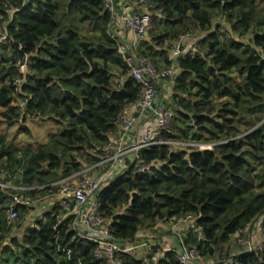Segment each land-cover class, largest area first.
<instances>
[{"label": "trees", "instance_id": "16d2710c", "mask_svg": "<svg viewBox=\"0 0 264 264\" xmlns=\"http://www.w3.org/2000/svg\"><path fill=\"white\" fill-rule=\"evenodd\" d=\"M153 1L164 15L155 18L151 41H141L138 54L155 58L163 47L169 66L166 46L189 35L200 37L195 51L178 60V81L166 101L175 118L162 139L213 146L164 144L142 150L139 158L148 169L140 172L133 165L104 187L101 210L120 242H137L146 223L152 230L159 222L193 216V230L183 241L201 255L193 264H208L205 258L224 252L232 237L264 214V12L257 0ZM103 2L0 0L14 39L25 45L22 52L16 46L0 48V161H8L13 171L23 168L19 186L44 187L99 163L109 136L118 131L120 113L139 98L133 79L119 90L113 86L115 75L126 69ZM6 10L19 11L10 16ZM219 20L225 27L215 28ZM222 28L232 35L222 34ZM24 53L31 64L18 91L16 65ZM25 97L29 100L21 109ZM28 118L60 128L41 149L22 156L2 126L13 128ZM254 163L263 166L260 191ZM54 191L47 187L29 195ZM2 200L10 202L0 194ZM60 215L56 205L22 239H11L0 212V264H105L95 257L93 243L71 229L73 218L60 222ZM151 259L127 256L124 262L181 264L172 252ZM236 262L264 264V252L240 255Z\"/></svg>", "mask_w": 264, "mask_h": 264}, {"label": "built area", "instance_id": "2783aa9c", "mask_svg": "<svg viewBox=\"0 0 264 264\" xmlns=\"http://www.w3.org/2000/svg\"><path fill=\"white\" fill-rule=\"evenodd\" d=\"M30 0H24V5ZM145 12H131L126 10L120 0H104L103 7L111 15L112 27L117 22L122 23L127 31L135 36L137 43H140L148 33L154 28L155 18L163 17L162 9H154L153 0H130ZM19 10H6L5 15H14ZM16 46L20 52L24 51L25 45L14 39L9 23L4 20V14L0 13V48ZM118 47L122 54V60L126 69L125 74H116L113 80L115 89H121L127 79H133L140 90L139 98L127 104L118 117V131L109 136V144L104 149L102 160L94 166L85 167L81 172L63 178L44 187L15 186L9 185L5 179V164L0 161V191L6 192L11 204L6 209V221L8 226L14 225L21 216L22 210H29L33 207L34 201L29 193L52 187L55 189L52 197L61 207V215L58 217L63 222L72 217L71 229L82 239H87L94 245L95 257L105 264H125L127 256H134L138 249H143L148 257L155 261L165 256L167 252H172L181 264H193L201 261V255L196 248H190L183 239L176 244H159L150 241L147 237H139L137 242H120L115 239L114 231L110 228L101 210L99 193L104 187L120 176H124L127 171L136 166L140 172H145L148 166L140 158V152L146 148L156 145H172L175 147L191 148L206 147L213 144H198L195 142H166L162 139L164 131L168 130L175 118V113L162 104L158 95V86L163 81H168L173 89L178 81L179 68L178 60L187 57L190 53L185 42L181 40L172 51L171 65L166 68L158 66L149 58L143 55L133 54L121 41ZM23 59L19 60L16 69L20 77L15 81L16 89H20L27 82L29 66L31 64L30 55L24 53ZM29 100L25 97L20 102L23 109ZM146 121L154 122V129H147L145 132L131 141L135 130ZM131 143V144H130ZM112 144H115L113 146ZM127 147L125 150L124 148ZM127 155V165L122 163L121 167L115 165L121 156ZM102 169L99 177L92 176V171ZM115 176V177H114ZM118 176V177H117ZM61 198V200L59 199ZM54 206V207H55ZM53 208V207H52ZM178 220L184 222L193 221V216L189 215ZM262 234V239L258 243L253 241L257 236L254 232ZM200 238L204 234L200 233ZM234 240L242 251L233 254L236 258L240 255H259L264 252V214L257 218L252 225H249L242 232L232 237L229 246ZM165 246V247H164ZM147 258V257H146ZM233 259L225 261L224 264H232ZM237 263V262H236ZM211 264H216L215 262Z\"/></svg>", "mask_w": 264, "mask_h": 264}, {"label": "rangeland", "instance_id": "374dc122", "mask_svg": "<svg viewBox=\"0 0 264 264\" xmlns=\"http://www.w3.org/2000/svg\"><path fill=\"white\" fill-rule=\"evenodd\" d=\"M257 2L259 3V9L263 10L264 12V0H257ZM222 20H219L218 23L215 26V28L218 27V25H220V27H225V23L224 20L221 22ZM219 27V28H220ZM222 34H225L226 36L232 35L230 34V32H228L227 29L222 28L221 29ZM234 38L239 40V38L237 36L234 35ZM200 40V37L197 36V34L191 36H187L185 37V45L188 47L190 52H194L196 49V44L198 43V41ZM244 40V39H243ZM242 40V41H243ZM151 41V33H149L143 40L142 43H147ZM244 41H247L246 39ZM153 44H155V42H153ZM173 47H174V43L172 45H170V48H168L166 46L165 49H167V52H165V54L168 55L170 54V52L173 51ZM164 50L163 47H158L157 51V57L152 58L150 57V59L156 63L158 66H160L161 68H164L163 66L159 65V61L161 58V54H164V52L162 51ZM133 54L134 50L132 49ZM168 66V65H166ZM162 104L166 107H168L165 103L164 98H162ZM173 111L174 108L172 107ZM175 113V112H174ZM41 121V120H39ZM52 121H44V122H35L33 121V119H29L26 121L25 124H18L16 126H14L13 128H8L7 126L3 125L2 126V132L6 134L7 139L10 142H13L17 147L22 149V156L23 154H29L31 152H35L39 149H41L48 141V139L52 136V134H55L58 129L60 127L58 124H54L51 123ZM47 123L48 125L46 126ZM173 126V125H172ZM181 126H186V124H182ZM46 127H48V129H46ZM133 143V139L131 140ZM131 144V143H130ZM113 146H115V144H112ZM125 150L127 149V147L124 148ZM127 155L128 154H124L121 156L123 161H119L118 163H116L115 165H118L119 167H121L122 163H126L127 161ZM18 157L20 158V155H18ZM23 159V158H22ZM5 164L6 168V174L4 176L5 181L9 184V185H15V186H19L22 185V180H23V168H18L17 171H13L10 168V163L8 161H2ZM6 162V163H5ZM127 165V163H126ZM263 170V166L259 163H254L253 166V172L257 178V182H258V191H260L263 186L260 182V174ZM102 173H104V170L102 169H98V170H94L92 171V176L94 177H99ZM115 177V176H114ZM6 192H1L0 194H2L3 196H7L5 194ZM32 200L34 201V205L31 209L29 210H22L21 211V216L20 219L10 227V233H11V239H22V234L27 231L30 227L36 224L39 219L41 220V218H43V216L48 213L51 212L52 209L54 208H50L49 205L47 204V201L50 200L53 203H56V200L54 197H52V195L49 196H43L42 193L38 192L36 193L34 196H31ZM11 204V202L6 203V201L2 200L0 202V212L5 214V220H6V208ZM58 205V204H57ZM5 209V212H4ZM34 214V215H33ZM34 221V222H33ZM33 222V223H32ZM149 224L146 223L144 228L142 230H148V228H146ZM26 228V229H25ZM190 231V230H189ZM21 232L20 235H17L16 233ZM254 234L257 236L256 238H254L253 235V241L258 243L259 241H261L262 239V234L258 233L257 231L254 232ZM11 240H8V242L4 245H8L10 243ZM166 243V242H164ZM176 243V242H174ZM11 245V244H10ZM3 247V246H2ZM165 247V246H164ZM2 249V248H1ZM15 251L16 253H18L17 248L14 246L12 248V251ZM242 251L241 247H239L236 243H234V240H232L231 244L229 246L225 247L224 252L220 251L217 252V254L214 257H210V258H205V261L208 264L212 263V260L214 259L216 264H224L225 261L229 260V259H233L232 264H237L234 260V258H232L233 254H238ZM10 251L5 253V258H8L10 256ZM1 254V253H0ZM12 254V253H11ZM134 257L138 258L139 260H144V258L148 257L143 249H138L135 254ZM150 259H146V261L149 263L152 261L151 257H149ZM2 261V256L0 255V263ZM210 261V262H209ZM24 263V261H21V264Z\"/></svg>", "mask_w": 264, "mask_h": 264}, {"label": "crops", "instance_id": "0c3cea01", "mask_svg": "<svg viewBox=\"0 0 264 264\" xmlns=\"http://www.w3.org/2000/svg\"><path fill=\"white\" fill-rule=\"evenodd\" d=\"M120 3L124 4L126 10H129L131 12H138V13L143 12V11H141L140 7H138L136 4H134L130 0H120ZM114 34L119 39L118 41H121L123 46L126 47L128 50H130L131 53H133L132 52V49H133L135 54L140 55L137 53L138 46L140 43L136 42L135 36L133 34H131L129 31H127L122 23H119V22L116 23V25L114 26ZM171 58H172V52H170V54L168 55V60L170 61ZM166 60L167 59H165L164 54H161V58L158 61L161 62L160 65L163 66L164 68L167 65ZM115 73H118V72H115ZM158 95L160 96V100H162V98H164L165 103H166V101H169L170 98L172 97L173 89L171 88L170 83L167 80L163 81L158 86ZM29 119H31V118H28L27 120H29ZM33 121L44 122V120L39 121L38 119H33ZM51 123H54V122H51ZM45 124H46V126L48 125L47 123H45ZM57 127H59V126H57ZM154 128H155V123L153 121L152 122L146 121L143 125L141 124L135 130L132 139H136L137 136H140L141 133L145 132L147 129H154ZM46 129H48V127H46ZM47 204L49 205L50 208L55 206V203H53L50 200L47 201ZM41 219H43V218H41ZM35 225L36 224H34L33 226H35ZM29 227L31 228V224ZM193 227H194V221L184 222V221L178 220V219L177 220H175V219L167 220L164 222H159L152 230L151 229L150 230L149 229L148 230H141L137 239H139V237L142 235V237H145V238L147 237L150 241H155L159 244L166 242V244H176V246H177L179 240H181V239L186 240L190 237L189 236V234H190L189 229L191 228L193 230ZM16 234L20 235L21 232H18ZM174 242H176V243H174ZM146 259H150V258L149 257L144 258V261H146ZM213 262H214V260H213Z\"/></svg>", "mask_w": 264, "mask_h": 264}, {"label": "bare ground", "instance_id": "6f19581e", "mask_svg": "<svg viewBox=\"0 0 264 264\" xmlns=\"http://www.w3.org/2000/svg\"><path fill=\"white\" fill-rule=\"evenodd\" d=\"M6 174V173H5ZM61 200V198H59ZM84 240H87V239H84Z\"/></svg>", "mask_w": 264, "mask_h": 264}, {"label": "water", "instance_id": "95a60500", "mask_svg": "<svg viewBox=\"0 0 264 264\" xmlns=\"http://www.w3.org/2000/svg\"><path fill=\"white\" fill-rule=\"evenodd\" d=\"M173 111V110H172ZM174 112V111H173Z\"/></svg>", "mask_w": 264, "mask_h": 264}]
</instances>
